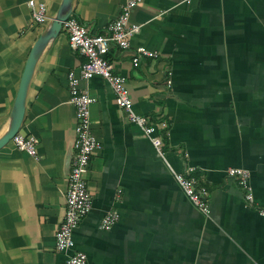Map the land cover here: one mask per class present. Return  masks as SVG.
Masks as SVG:
<instances>
[{
	"label": "crops",
	"instance_id": "obj_1",
	"mask_svg": "<svg viewBox=\"0 0 264 264\" xmlns=\"http://www.w3.org/2000/svg\"><path fill=\"white\" fill-rule=\"evenodd\" d=\"M125 0H72L71 14L99 35ZM27 0H0V138L29 52L47 29L33 25ZM48 17L61 0H45ZM130 19L141 30L131 48L106 59L125 77L135 113L155 125L159 155L116 106L100 77L79 82L95 99L93 135L101 149L86 180L91 210L73 232L88 264H264V0H142ZM142 46L158 57L132 65ZM84 58L60 31L37 54L18 134L38 139L37 157L11 141L0 148V264H64L54 250L63 218L74 140L67 75ZM186 168L208 190L209 214L196 210L171 170ZM249 174L253 201L229 169ZM117 211L110 230L105 214Z\"/></svg>",
	"mask_w": 264,
	"mask_h": 264
},
{
	"label": "built area",
	"instance_id": "obj_2",
	"mask_svg": "<svg viewBox=\"0 0 264 264\" xmlns=\"http://www.w3.org/2000/svg\"><path fill=\"white\" fill-rule=\"evenodd\" d=\"M189 2L190 0H185ZM142 0H125L119 15L110 22L99 35H89L84 26L74 17L69 16L62 23L61 31L66 35L69 47L84 62L67 75L69 103L74 108L75 127L70 168L67 174V186L64 194L65 206L62 221L54 233V250L66 255L64 264H88L86 255L74 249L73 232L80 221L91 210V195L88 190L86 174L90 160L101 149V145L92 133L90 106L95 101L86 90L79 88L81 80L88 81L100 77L111 88L116 106L124 113L129 123L135 125L142 136L148 139L155 151L162 155V142L156 135L155 125L133 110L125 77L114 71L112 63L106 59L111 46L119 50L131 48V39L141 30V25L133 23L131 12L141 4ZM33 25L45 26L50 18L47 14L45 0H27ZM132 65L136 67L142 57L156 58L158 54L138 46L132 52ZM14 147L29 156L37 157L38 139L34 136L16 134L11 139ZM172 176L192 206L204 216L209 214L208 190L204 182L193 174V169L186 168L177 173L171 170ZM227 174L237 181L242 191L244 202L251 204L253 196L248 185L249 174L241 169H229ZM117 211H110L99 222L101 230H110L118 221Z\"/></svg>",
	"mask_w": 264,
	"mask_h": 264
},
{
	"label": "water",
	"instance_id": "obj_3",
	"mask_svg": "<svg viewBox=\"0 0 264 264\" xmlns=\"http://www.w3.org/2000/svg\"><path fill=\"white\" fill-rule=\"evenodd\" d=\"M71 2L72 0H61V3L55 13V15L49 21L47 29L43 34L36 40L32 46L23 72L21 74L18 91L14 101V114L8 130L2 138H0V148L6 145L14 135L19 131L20 124L24 114V99L26 95L27 85L32 73L35 59L39 51L53 38H55L61 31L62 23L71 14Z\"/></svg>",
	"mask_w": 264,
	"mask_h": 264
}]
</instances>
